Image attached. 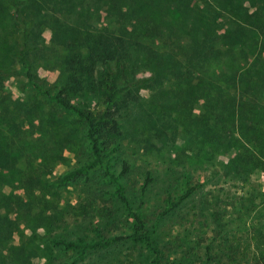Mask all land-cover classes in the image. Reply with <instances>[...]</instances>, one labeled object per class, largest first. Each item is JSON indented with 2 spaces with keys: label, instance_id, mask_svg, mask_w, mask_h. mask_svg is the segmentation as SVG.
I'll use <instances>...</instances> for the list:
<instances>
[{
  "label": "trees",
  "instance_id": "1",
  "mask_svg": "<svg viewBox=\"0 0 264 264\" xmlns=\"http://www.w3.org/2000/svg\"><path fill=\"white\" fill-rule=\"evenodd\" d=\"M218 1L225 9L243 13L241 0ZM192 2L0 0V13L10 17L14 35L9 57L22 69L20 75L25 81L20 90L27 88L30 91L28 108H35L39 103L54 106L75 116L81 127L78 160L72 171L59 176L54 184L64 187L74 184L96 163H105L113 157L119 147L113 138L117 134V122L127 117L117 109L119 99L130 96L138 86L157 84L162 77L175 86L170 92L176 98L190 102L189 98L198 96V101H203L201 107L214 121L215 131L210 134L217 141L215 149L236 152L231 162L234 178L223 182L227 189L221 186L218 189L222 190L216 191L213 214L204 211L203 206L185 209L184 203L204 186L203 182L192 178L185 179L180 194L168 193L165 202L159 206L163 209L159 216H176V225L186 236L191 230L198 233L200 216L210 213L212 223L205 240L200 242L203 237L199 234V242L192 244L169 239L170 229L165 235L155 229L148 230L149 215L141 216L140 203L136 204L152 182L147 171L138 192L134 178L127 177L126 186L116 181L117 187L110 199L103 198L101 193H81L89 202H94L89 207L97 208V216L100 211L104 215H116L124 210L130 218L122 216L121 221L114 223L117 229H122L129 226L131 218L137 221L138 227L132 235L115 233L117 229L112 223L111 231L97 230L94 238H90L79 225L73 227L64 216L59 221L44 216V225L50 222V227H56L55 230L48 227L49 233L44 236L51 255L48 264H142V258L147 264H264V224L260 218L257 216L248 227L244 225L237 231L238 236L233 231L230 235L223 222L229 203L237 202L238 197L233 192L242 194L247 186H252L245 175L257 169L264 172L263 50L257 49L253 54L257 62H249L251 54L245 49H237L241 46L249 50L239 28L241 17L239 22L233 23V28L223 29V24L228 22L214 13L211 2L206 4V15L196 7L190 12ZM202 17L208 19L206 30ZM95 22L101 23L100 28L94 27ZM39 23L51 24L52 41L62 49L61 83L48 84L28 63V58L37 50L32 37ZM139 64L148 71L145 68L138 71ZM138 72L142 76H136ZM17 75L19 72L12 65H0V81ZM198 82L202 83L200 88L196 86ZM95 86L102 92L101 101L92 108L87 107L77 95L92 92ZM8 163L7 155H0V168L7 169ZM121 169L125 176L131 173L125 158L121 161ZM228 172L229 167L224 168L221 176H228ZM34 187L37 188L31 186V197L35 199L28 202L25 214L37 219ZM2 197L0 194V205ZM172 199H176L173 204ZM108 202L114 210H106L103 204ZM9 232L12 233L11 224L0 213V242ZM11 252L24 263L21 250ZM189 257H194L197 262H186Z\"/></svg>",
  "mask_w": 264,
  "mask_h": 264
},
{
  "label": "rangeland",
  "instance_id": "2",
  "mask_svg": "<svg viewBox=\"0 0 264 264\" xmlns=\"http://www.w3.org/2000/svg\"><path fill=\"white\" fill-rule=\"evenodd\" d=\"M241 1L243 13L232 8L225 9L218 0H193L190 12L196 7L201 8L203 15H206V4L211 2L214 13L227 20L228 23L223 24V29L227 30L233 28V23L239 22L238 18L241 17L239 28L249 50L241 46H237V49H245L247 54H251L249 62H257L253 54L257 49L263 50L261 61L264 62V0ZM99 13L102 14V11ZM0 17V65H12L19 72L15 77L0 81V155H7L9 160L7 169L0 168V194L3 195L0 213L12 228V233H6L4 241L0 242V264H48L51 255L44 236L56 227H50V222L44 225L42 218L46 215L51 216L53 221H59L64 216L73 227L79 225L81 231L90 238H94L97 230H110L114 221H121L122 216L128 217L124 210L121 209L116 215H104L100 211L97 216V208L89 207L94 202H89L81 193H101L103 198L110 199L116 190V181L126 186L127 177L134 178L138 192L147 171L152 182L144 197L136 204L140 203L141 216L149 215L146 223L148 230L155 229L165 235L170 229L169 239L192 244L205 240L209 236V224L212 223L210 213L213 214L216 191L227 189V184L223 182L234 178L231 162L236 152L215 149L217 141L210 134L215 131L214 121L211 114L201 107L203 101H198V96L189 98L190 102H183L185 98L182 97L176 98L170 92V88L172 90L175 86L164 77L150 87L141 85L134 88L130 96L121 97L117 105L119 113L127 117L117 122V134L113 136L114 142L119 145L116 154L105 163H96L93 169L74 184L65 187L54 184L59 176L71 172L78 160L81 127L75 116L54 106L39 103L35 108H28L30 91L27 88L20 90L25 81L20 75L22 69L9 57V48L14 45L12 23L8 14H1ZM202 18L205 24L203 29L206 30L208 19ZM219 22L222 23V20ZM100 25L95 22L94 27L100 28ZM155 42L157 44L158 41ZM32 43L37 50L28 58V63L32 65L35 74L48 84L61 83L63 74L60 59L63 52L52 41L51 24L36 25ZM138 66V71L144 68L148 71L143 65ZM136 76L142 74L138 72ZM201 85L198 82L196 86L200 88ZM77 96L87 107L92 108L100 103L102 92L95 86L92 92L90 90ZM202 120L205 122L202 123ZM123 158L131 170L126 176L121 173ZM226 167H229L228 176L222 177ZM186 178L203 182L204 186L184 203L185 209L203 206L204 211L210 212L200 216L198 233L197 230H191L188 236L181 234L176 225V216H159L163 210L159 206L165 202L167 194H180ZM245 178L252 186H247L242 194L233 192L238 197L237 202L229 203L230 207L225 209L223 222L230 235L233 231L238 236L237 231L244 225L248 227L257 216L264 224L263 169L248 172ZM31 186L37 187H34L35 193L32 192L37 195V219L25 214L28 202L35 199L31 197ZM221 186L222 189H218ZM175 200L172 199L171 204ZM97 203L100 204V201ZM103 205L106 210H114L110 202ZM128 224L122 229H117L115 224V233L132 235L138 223L131 218ZM199 234L203 238L198 241ZM11 250L16 253L21 250L25 257L24 263ZM196 260L189 257L186 262ZM140 261L147 264L146 259Z\"/></svg>",
  "mask_w": 264,
  "mask_h": 264
}]
</instances>
